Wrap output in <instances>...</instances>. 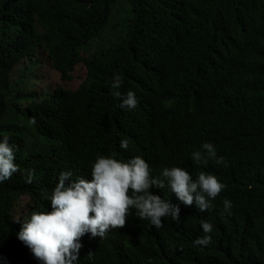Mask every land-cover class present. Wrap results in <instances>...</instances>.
<instances>
[{"label":"trees","instance_id":"obj_1","mask_svg":"<svg viewBox=\"0 0 264 264\" xmlns=\"http://www.w3.org/2000/svg\"><path fill=\"white\" fill-rule=\"evenodd\" d=\"M115 75L135 109L113 97ZM5 136L20 171L0 183V264H41L16 220L51 211L61 172L90 178L97 155L122 150L153 176L177 166L226 188L203 212L167 187L151 189L180 204L179 224L166 217L156 228L133 209L125 228L88 242L75 264H264V0H0ZM204 142L227 166L192 161ZM201 221L213 225L207 246L194 244Z\"/></svg>","mask_w":264,"mask_h":264},{"label":"clouds","instance_id":"obj_2","mask_svg":"<svg viewBox=\"0 0 264 264\" xmlns=\"http://www.w3.org/2000/svg\"><path fill=\"white\" fill-rule=\"evenodd\" d=\"M121 87L122 79L115 75L111 83L113 97L120 99V108L135 109V93L128 91L124 95L117 90ZM31 122L35 124V118ZM17 147L9 143L8 136L0 141V183L20 171L15 163ZM120 147L127 150L129 141L122 140ZM201 149L191 153L195 164L207 166L214 161L227 166L226 157L218 155L213 143L204 142ZM122 157L97 155L91 164L90 178L72 180L70 171L61 172L49 197L51 211H34L30 219L16 220L21 223L17 238L41 264H75L79 251L87 250L88 242L107 238L113 229L125 228L133 209L139 219L148 220L156 228L163 226L166 217L179 224L180 204L165 200L151 189L167 187L184 206L195 205L203 212L212 209V201L226 188L215 175L204 171L194 179L183 167L173 166L164 167L153 176L149 163L141 156L129 157L122 150ZM32 178L29 173L26 182L31 183ZM232 208L231 200L225 198L223 213L230 215ZM200 227L204 235L197 237L194 244L207 246L212 242L213 225L201 221Z\"/></svg>","mask_w":264,"mask_h":264},{"label":"bare ground","instance_id":"obj_3","mask_svg":"<svg viewBox=\"0 0 264 264\" xmlns=\"http://www.w3.org/2000/svg\"><path fill=\"white\" fill-rule=\"evenodd\" d=\"M224 90H226V89H224ZM224 90H223V91H224ZM223 91H222V92H223Z\"/></svg>","mask_w":264,"mask_h":264}]
</instances>
